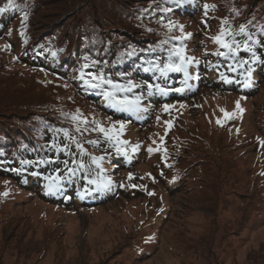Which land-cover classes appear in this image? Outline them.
Wrapping results in <instances>:
<instances>
[{
    "label": "rangeland",
    "instance_id": "374dc122",
    "mask_svg": "<svg viewBox=\"0 0 264 264\" xmlns=\"http://www.w3.org/2000/svg\"><path fill=\"white\" fill-rule=\"evenodd\" d=\"M247 1L196 0L195 13L186 2L170 14L166 22L185 46L182 81L159 86L162 98L132 109L91 102L47 63L26 60L25 32L9 22L0 36V89L49 99L54 112L69 113L68 124L88 138L79 141L81 154L92 146L101 158L94 168L111 190L81 203L51 201L0 174V264H264V77L245 94L205 83L197 72L205 50L220 46V31L211 36V29L234 10L244 16ZM193 49L202 52L195 61ZM188 86L195 90L181 95ZM100 127L134 157L122 163L94 153L93 146L117 142L93 130Z\"/></svg>",
    "mask_w": 264,
    "mask_h": 264
},
{
    "label": "trees",
    "instance_id": "16d2710c",
    "mask_svg": "<svg viewBox=\"0 0 264 264\" xmlns=\"http://www.w3.org/2000/svg\"><path fill=\"white\" fill-rule=\"evenodd\" d=\"M186 2L191 6L189 12L195 13L196 0H0V36L9 22H19L25 32L20 41L26 60L35 65L47 63L51 67L48 69L74 82L91 102L108 104L103 92L116 91L114 86L118 85L128 89L116 91L118 96L142 105L145 99L152 102L163 97L154 89L177 87L176 83L182 81L181 71L162 74L156 65L164 67L170 57L173 63H179L177 50L185 54V46L166 19L179 13ZM247 5L244 16L236 17L239 10H234L235 16L216 22L209 33L215 36L220 31V35L227 29L225 39L233 49L219 44L215 50H205L197 70H202L205 83L245 94L253 93L264 77V0L247 1ZM34 13L38 15L33 17ZM218 27L221 30L216 31ZM193 52L195 61L202 52ZM215 60L217 68L212 70ZM100 73L112 83L91 88L86 81ZM191 89L188 86L181 95ZM16 95L7 88L0 89V174L25 181L43 199L51 201L81 203L87 187H94L88 200L111 190L108 178L100 177V167L94 168L101 158L91 154L92 146L87 148L89 153L81 154L79 141L88 138H79L68 124L69 113L54 112L49 99H19ZM93 148L94 153H112L113 159L122 163L134 157L122 139L104 150ZM118 148L130 153L123 158Z\"/></svg>",
    "mask_w": 264,
    "mask_h": 264
},
{
    "label": "snow or ice",
    "instance_id": "6c2138e0",
    "mask_svg": "<svg viewBox=\"0 0 264 264\" xmlns=\"http://www.w3.org/2000/svg\"><path fill=\"white\" fill-rule=\"evenodd\" d=\"M207 7V6H206ZM25 19H27V15H25ZM182 28V26H181ZM241 31H244L243 28H241ZM190 35V34H188ZM214 39L216 40V42L220 43L224 48H227L229 50L233 49V45L228 43L227 40L224 38V34H220L216 37H214ZM175 55L179 58L180 62L179 63H173L171 61V57L169 58V62L167 64L164 65V67H160L159 65H156V68L162 73L165 74L168 71H181L182 70V65L186 62V58L184 57L183 53L181 50H177ZM86 83L91 87V88H101L103 85L105 84H111L112 82L110 80L105 79L103 73H100L99 75L96 74H92L90 79H88L86 81ZM149 87L151 88L152 86L149 85ZM114 88L116 89V91H128V89H125L121 86H114ZM116 91L114 90H105L103 92V95L105 96L106 100H108V102L112 105V106H116V107H121V108H127V109H132L133 107L136 106V101L130 100L127 96L124 97H120L116 94ZM161 91H164L163 89H161ZM139 98H137L138 100ZM166 107H170V106H166ZM74 120L78 119V116H73L72 117ZM86 122V120H85ZM121 124V127H123V122H119ZM93 130H98L102 133H104L105 136L109 137L110 139L115 138L117 140V142H119L118 140V136H114L111 135L109 133V129L104 128V127H100L98 129H93ZM135 150V149H134ZM120 151H122V149L118 148L117 152L119 153ZM149 151H152V149L150 148ZM24 163H31L29 161H24ZM92 183H96V181H92ZM107 185H105L106 187ZM52 186L50 185V190H51ZM5 195H7V193H5Z\"/></svg>",
    "mask_w": 264,
    "mask_h": 264
}]
</instances>
